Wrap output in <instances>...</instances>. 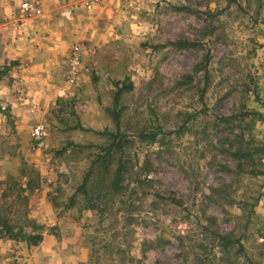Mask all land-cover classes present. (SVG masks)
Returning <instances> with one entry per match:
<instances>
[{
	"label": "rangeland",
	"instance_id": "374dc122",
	"mask_svg": "<svg viewBox=\"0 0 264 264\" xmlns=\"http://www.w3.org/2000/svg\"><path fill=\"white\" fill-rule=\"evenodd\" d=\"M91 1L0 0V215L43 236L0 264H264V0ZM28 21L69 28L75 82Z\"/></svg>",
	"mask_w": 264,
	"mask_h": 264
},
{
	"label": "crops",
	"instance_id": "0c3cea01",
	"mask_svg": "<svg viewBox=\"0 0 264 264\" xmlns=\"http://www.w3.org/2000/svg\"><path fill=\"white\" fill-rule=\"evenodd\" d=\"M62 25V23H61ZM58 23H51L45 21L41 23L39 26H35L31 21L23 23L21 27L18 29L19 35L14 40L17 46H20V53L23 56L27 51L31 41H36L38 39L36 33V29H39L40 32L46 36V39L42 40L38 43V48L31 47L32 51L39 52L44 57V61L38 64L41 67H49L45 77H50L51 68L59 69L61 68L62 58L63 56L68 55L69 43L72 38V33L68 30L65 24L63 26ZM25 49V50H24ZM16 54H18L16 52ZM55 72V70H54Z\"/></svg>",
	"mask_w": 264,
	"mask_h": 264
},
{
	"label": "trees",
	"instance_id": "16d2710c",
	"mask_svg": "<svg viewBox=\"0 0 264 264\" xmlns=\"http://www.w3.org/2000/svg\"><path fill=\"white\" fill-rule=\"evenodd\" d=\"M8 70V67H5L3 70H0V76L4 75V73ZM119 95V91L116 93V99ZM111 115L113 116V119L115 121L116 124H118L119 122V111L113 109L110 110ZM244 116H254L257 117L259 120L264 121V116L262 114H260L259 112H255V111H247L245 113H243ZM181 129H178L176 131H169L168 133H180ZM103 133H107L110 138H111V142L109 145L102 147V149L105 151L106 155H110L116 148H121L122 144L125 142L122 139V136L117 134V133H108L106 131H103ZM142 139L145 138H149L152 140V138H154L153 135H142L141 137ZM121 166V165H120ZM121 167H119L117 169V171L115 172V177L111 180L110 185L111 188L114 189L115 191H117L120 188V179H121ZM87 182V176L84 177L82 184L80 185V188H85V184ZM73 203V196L70 199V204ZM0 233H4L5 235H7L10 238H17L20 237L21 239L25 240L26 243L29 246H36L38 245L42 239L43 236L41 233H35V234H22V233H18L16 231H14L13 226L9 223V218L5 217V216H1L0 215Z\"/></svg>",
	"mask_w": 264,
	"mask_h": 264
},
{
	"label": "built area",
	"instance_id": "2783aa9c",
	"mask_svg": "<svg viewBox=\"0 0 264 264\" xmlns=\"http://www.w3.org/2000/svg\"><path fill=\"white\" fill-rule=\"evenodd\" d=\"M94 1L97 0H92L91 2H86V7L90 8L91 5L94 3ZM22 8L25 10L30 9V5L28 3H24L22 5ZM81 59H82V50L81 47L78 43H75L71 46V48L68 51L67 55V68H66V77L70 83L75 82L77 79V73L80 70L81 66ZM32 138L37 142L38 145H40L41 140L44 136V131L41 126H36L32 129L31 132ZM263 240V238H262Z\"/></svg>",
	"mask_w": 264,
	"mask_h": 264
}]
</instances>
